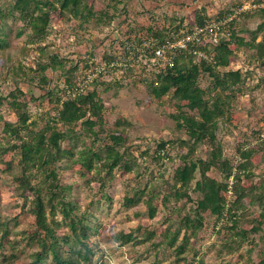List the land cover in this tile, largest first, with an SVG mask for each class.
<instances>
[{
    "label": "trees",
    "instance_id": "1",
    "mask_svg": "<svg viewBox=\"0 0 264 264\" xmlns=\"http://www.w3.org/2000/svg\"><path fill=\"white\" fill-rule=\"evenodd\" d=\"M114 2L121 5L124 0ZM250 2L261 4L260 0ZM114 10L117 12L116 8ZM256 11L262 22L250 31L248 40L241 36L248 31L244 27L232 31L237 23L233 20L229 23L231 33L228 38L222 37L214 46L198 47L211 60L196 62L192 56L179 54L171 68L153 73L156 81L148 84L150 94L156 100L167 96L175 101L179 115L176 128L185 133L187 150L180 156L182 165L172 175L169 192L150 195L149 203L158 201L157 204L148 205L146 212L133 213L135 218L144 216L153 220L160 206L167 207L173 201L171 214L175 218H164L166 228L160 240L154 241L155 230L148 231L140 226L115 238L118 246L136 248L148 244L142 253L137 254L139 261H148V253L153 251V260L148 264H159V255L169 256L168 253L173 256L171 264H205V255L200 250H188L192 241L200 240V234L206 227L204 214L214 220L213 226L223 222L218 233L224 231L228 235L217 250L218 255L239 253L244 243L254 245L250 237L258 232L257 226L242 230L238 227V220L247 210L245 203L257 205L259 217L264 218V182L257 187L242 186L252 176L253 152L238 148L239 161L234 165L231 159L224 157L216 133L220 122L230 124L231 101L247 84L241 71L226 70L238 49L242 46L248 48L253 52V58L264 66V5ZM203 12L195 11V27L208 22ZM53 13L65 22L75 19L82 25L94 20L96 24L103 25L101 19H93V11L86 0H11L6 7H0V36L8 38L11 25L20 22L22 26L17 30V37L30 31L23 53L29 56L30 46L34 50L31 57L33 65L25 64L15 56L5 55L6 47L0 39V55L4 58L0 80L39 86L47 78L48 71L57 73L63 80L61 88L54 87L36 98H27L19 87L4 96L0 93V107L6 105L16 118L15 122H9L0 116L3 138V142L0 141V164L4 166L0 176L10 178L15 194L22 201L21 212L33 218V222L19 230L15 217L3 219L0 215V264H13L25 250L27 254L23 264H98L94 262L96 246L90 242L102 226L97 211H104L102 206L106 210L111 207L112 199L106 189L116 179L113 172L117 170L119 176L125 177L137 167V159L125 146L126 138H100L103 118L99 113V94L93 87L101 79H95L85 92L63 99L67 91L75 89L78 78L83 79L84 72L92 64H84L80 68L78 63L51 51L50 44L42 45ZM247 13L250 12L240 15ZM181 22L182 19L178 25L169 24V27L158 30L148 27L145 33L162 43L171 34L181 33ZM130 32L132 30L128 29L126 33ZM141 36L136 34L135 40L139 41ZM113 58L112 54L103 57L107 62ZM201 76L210 79L209 87L203 88L197 83ZM45 99L54 110L53 115L33 118L28 111V103L39 104ZM183 108L194 113L188 114ZM87 139L90 143L86 142ZM201 145L208 147L205 158L195 156ZM260 145H264V141ZM8 153L13 154V159L5 161L3 157ZM164 153L165 143L158 144L154 159L160 160ZM76 166L82 169V173L92 174L89 179H84L85 185L91 181L98 184L99 199H92L84 207L73 194L74 185L63 183L59 172ZM211 169L216 170L218 178L208 176ZM229 186L230 200L222 196L228 193ZM146 191L147 183L143 187H126L118 201L119 212L138 207L147 195ZM238 255L242 256L241 253ZM261 264H264V259Z\"/></svg>",
    "mask_w": 264,
    "mask_h": 264
},
{
    "label": "rangeland",
    "instance_id": "2",
    "mask_svg": "<svg viewBox=\"0 0 264 264\" xmlns=\"http://www.w3.org/2000/svg\"><path fill=\"white\" fill-rule=\"evenodd\" d=\"M250 1L124 0L119 5L114 0H86L93 11V19H101L103 25L96 24L94 20L82 25H80L79 20L75 19L65 22L57 13H53L45 36L46 40L42 45L50 44L51 51L57 52L70 62L78 63L79 67L82 68L84 64H98L104 60L105 55L112 54L114 57L117 52H120L121 43L124 40L134 42L136 34L148 36L145 33L148 27L158 30L162 27L165 28V26L169 27L171 24L172 26L178 25L182 19L180 25V32L182 33L195 27L194 13L196 10H204L202 15L209 22L235 16L240 6ZM260 1L263 6L264 0ZM10 2L11 0H0V7H6ZM115 8L117 12L114 10ZM120 11H122V15H119ZM236 17L238 21L232 27V31L244 27L245 30H248L241 35L244 40H248L250 31L255 30L257 25L262 22L258 11H251L240 16L236 15ZM21 26L22 23L20 22L11 25L8 38L1 35L0 39L6 47L5 55L15 56L25 64L33 65L31 57L34 50L30 49L31 46L29 47V56L23 53L27 33L30 31L28 30L21 37L16 36L17 30ZM128 29L132 30L129 34L126 33ZM257 41H260V35ZM3 61L4 58L0 55V69ZM226 70L241 71L247 84L231 101L230 115L232 117L230 124H226L224 121L220 122L216 137L222 146L224 157L231 159L234 165L239 161L238 148L252 150V176L246 179L242 186L257 187L264 182V145H260L264 141V66L253 58L252 51L242 46ZM153 71L144 64L135 72H129L122 78L120 75L105 76L93 87L99 94L98 102L101 108L99 113L103 118V131L100 133V138L104 136L126 138L125 146H128L132 156L137 159V167L125 177L119 176L117 170L113 172L116 179L106 189L112 199L111 207L106 210L102 206L104 211H97L102 226L98 233L91 237L90 242L92 246H96L94 248L96 252L94 262L97 261L98 264H148L149 261L153 260V251L148 253V261H139L137 257V254L142 253L148 244L136 248H132L131 245L118 246L116 236L140 226L148 231L155 230L154 241L156 242L160 240L166 228V224L163 222L164 218H175L171 214L174 207L173 201L167 207L160 206L153 220H148L144 216L135 218L133 215L135 211L146 212L148 205L155 206L157 204L158 201L149 203L150 195L169 192L172 185V175L182 165L180 156L187 150L185 144L187 137L182 130L176 128V119L179 115L175 101L167 96L156 100L150 94L148 84L156 81ZM46 75L47 78L39 86L25 82L15 84L10 79L7 82L0 80V93L4 96L19 87L27 95V98L29 96L36 98L49 89L63 86V80L57 73L48 71ZM210 82V79L205 76H201L197 80V83L203 88L209 87ZM28 111L33 118L46 117L54 113L46 99L39 104L36 102L28 103ZM183 111L188 114L194 113L189 112L186 108H183ZM0 116L9 122L16 121L15 115L6 105L0 107ZM1 137L0 134V141L3 142ZM89 139L86 142L90 143ZM160 143H165V155L156 161L154 151ZM207 151L208 147L201 145L198 147L195 156L205 158ZM3 159L9 161L13 159V154L8 153ZM15 163L16 161L13 164ZM3 169L4 166L0 164V170ZM59 172L63 183L74 185L73 194L82 207L94 198L99 199L98 184L94 181L89 182L88 186L83 183L84 179L90 178L91 173H82L83 171L79 166L69 170L61 169ZM208 176L218 178L214 169L208 172ZM146 183V192L149 194L144 196L141 204L131 211L121 210L119 212L118 201L124 194L126 187L137 185L143 187ZM229 195V193L222 194L224 199L230 200ZM30 198L29 196V200ZM101 202L104 204V201ZM21 204L22 201L15 194L10 178L1 175L0 215L3 219L15 217L19 230L26 228L29 223L33 222L31 216L21 212ZM245 204L247 210L242 217H239L238 227L242 230H249L252 226H257L258 232L250 237L254 245L244 243V247L239 253L218 255L217 250L228 235L224 231L218 233L223 222H220L218 226H213L214 220L208 214H204L206 227L200 234V240L198 242L192 241L188 250L190 252L200 250L205 255V264H261L264 259V218L259 217L260 208L257 205ZM58 217L60 219L61 215ZM26 252L25 250V253L13 264H23L26 260ZM240 253L242 258L238 255ZM168 255H159V264H171L173 256L169 253Z\"/></svg>",
    "mask_w": 264,
    "mask_h": 264
},
{
    "label": "built area",
    "instance_id": "3",
    "mask_svg": "<svg viewBox=\"0 0 264 264\" xmlns=\"http://www.w3.org/2000/svg\"><path fill=\"white\" fill-rule=\"evenodd\" d=\"M259 7H262V4L258 5L248 2L240 6L236 15L246 13L247 11H256ZM236 15L206 22L203 26L194 27L190 31L180 34H171L170 38L162 43H158L156 38L149 35H142L139 41L133 40L134 42H129L124 40L121 43L120 52H117V55L110 62L102 60L98 64L90 63L92 66L84 72V78H78L75 89L67 91L63 99L73 98L85 92L95 79L117 75H120L122 78L129 72H135L140 66H144V64L147 68L154 70V73L164 71L166 68L172 67L174 58L179 54L192 56L196 62L211 60L198 47L214 46L222 37L228 38L231 33L229 23L233 20L238 21ZM191 45L192 48L190 47ZM228 193L231 195V186H229Z\"/></svg>",
    "mask_w": 264,
    "mask_h": 264
}]
</instances>
